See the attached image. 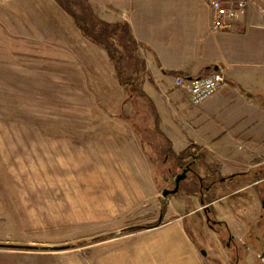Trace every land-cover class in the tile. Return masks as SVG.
<instances>
[{
    "label": "rangeland",
    "instance_id": "obj_1",
    "mask_svg": "<svg viewBox=\"0 0 264 264\" xmlns=\"http://www.w3.org/2000/svg\"><path fill=\"white\" fill-rule=\"evenodd\" d=\"M84 2L86 14L105 20ZM115 45L126 55L119 66L128 90L139 79L141 52L129 56L127 47ZM108 59L54 0H0V264H168L163 255L177 248L178 234L164 224L171 212L196 206L188 201L181 208L178 201L199 183L187 173L175 194L162 196L185 158L177 160L155 140L149 145L145 103L134 117L118 113L127 92L112 77ZM192 166L204 185L217 178L197 161ZM224 185L196 203L231 191ZM252 203L244 212L247 236L229 244L225 229L216 243L203 209L181 220L199 252L210 255L207 264H216L215 257L224 264H264L258 257L264 198ZM251 241L257 248L245 246ZM210 242L217 247L208 250Z\"/></svg>",
    "mask_w": 264,
    "mask_h": 264
},
{
    "label": "crops",
    "instance_id": "obj_2",
    "mask_svg": "<svg viewBox=\"0 0 264 264\" xmlns=\"http://www.w3.org/2000/svg\"><path fill=\"white\" fill-rule=\"evenodd\" d=\"M209 1L90 0L106 21L127 23L135 51L141 52L139 79L128 90L119 83L108 59L112 77L119 89L127 92L118 104V113L126 117L129 112L134 117L144 113L139 105L145 103L144 114L151 122L146 125L149 145L155 140L160 143L158 148H168L176 155L190 147L206 173L215 172L217 180L226 177L202 194L212 192V188L216 191L224 183L226 189L231 188L203 205L196 203L201 198L199 189L179 199L181 208L188 201L196 206L171 212L172 217L164 224L165 230L179 236L177 248L171 253L164 251L168 264H207L210 256L201 255L181 226L185 215L191 217L207 206L218 215V224L210 228L217 234L216 243L223 242L219 236L222 229L233 241H240L247 236L245 221L252 202L259 204L264 198V187H258L264 184V0H248L245 12L226 31L211 30ZM218 1L231 6L236 0ZM214 66L223 74L224 84L200 104H190L186 85H175L174 77L180 73L186 77L184 81L198 78L214 70ZM141 127L136 125L134 129L141 131ZM151 166L149 159L148 174L154 180ZM222 200H226L225 204L217 206ZM244 212L248 214L245 216ZM216 243L210 242L208 250L216 248ZM249 244L257 248L254 241L245 246ZM258 257L264 261V247ZM218 258H214L216 264H224L222 257L221 262Z\"/></svg>",
    "mask_w": 264,
    "mask_h": 264
},
{
    "label": "trees",
    "instance_id": "obj_3",
    "mask_svg": "<svg viewBox=\"0 0 264 264\" xmlns=\"http://www.w3.org/2000/svg\"><path fill=\"white\" fill-rule=\"evenodd\" d=\"M54 1L71 16L73 22L75 23L83 37L87 38L92 43L102 47L106 51L110 61L113 63L114 72L119 82L121 84L127 82L126 80L122 79V73L120 72L121 68L119 66V62L121 61V59L125 58L126 55L119 53L115 45V43L117 42L124 48L127 47V51L130 52L129 56H132L135 48L133 46L132 35L130 34L127 23H109L98 18L97 16L92 14V12H87V16L86 5H83L85 4V0ZM176 77H180L182 79L186 78L183 77L180 73H177ZM171 155H173L177 160H181L186 157L194 158V156H196L193 153H189V148L177 155L173 153H171Z\"/></svg>",
    "mask_w": 264,
    "mask_h": 264
},
{
    "label": "built area",
    "instance_id": "obj_4",
    "mask_svg": "<svg viewBox=\"0 0 264 264\" xmlns=\"http://www.w3.org/2000/svg\"><path fill=\"white\" fill-rule=\"evenodd\" d=\"M248 0H236L234 5L225 6L218 0H210L211 30L226 31L231 22L245 12ZM225 82L223 74L219 70H212L208 74L184 81L180 77H174L175 85H186L188 101L192 105L200 104L204 99L217 91Z\"/></svg>",
    "mask_w": 264,
    "mask_h": 264
},
{
    "label": "water",
    "instance_id": "obj_5",
    "mask_svg": "<svg viewBox=\"0 0 264 264\" xmlns=\"http://www.w3.org/2000/svg\"><path fill=\"white\" fill-rule=\"evenodd\" d=\"M217 67L216 66H214L213 67V69L215 70ZM188 80L189 79H191V78H187ZM187 173H191L192 175H194L196 178H197V181H198V183L199 184H201V181L203 180V178L202 177H200L199 175H197V173L191 168V166H190V164L188 163V164H186L182 169H181V171L179 172V173H177L176 175H175V177H174V180H173V182H174V185H173V187L172 188H170V189H168V188H164L163 190H162V196L163 197H167L168 195H172V194H175L177 191H178V189H179V183H180V181H182L185 177H186V175H187ZM225 178H221L220 180H224ZM203 200L201 199L200 200V204L201 205H203ZM207 208L208 207H203V211H204V213L206 212V210H207ZM208 219H209V217H207L206 216V220L208 221ZM214 222H216V221H214ZM218 223V222H217ZM231 235H229L228 236V242H227V244H229V241L231 240ZM10 246V245H9ZM24 247H29V246H24ZM65 246H45L44 248L45 249H51V250H58V249H61V248H64ZM200 253L202 254V255H205V252L204 251H200Z\"/></svg>",
    "mask_w": 264,
    "mask_h": 264
},
{
    "label": "flooded vegetation",
    "instance_id": "obj_6",
    "mask_svg": "<svg viewBox=\"0 0 264 264\" xmlns=\"http://www.w3.org/2000/svg\"><path fill=\"white\" fill-rule=\"evenodd\" d=\"M196 161V160H195ZM190 164V166H191V168L193 169V164H194V161L193 160H189L188 162H186V163H183V164H180L179 165V167H180V169H182L186 164ZM194 170V169H193ZM181 171V170H180ZM179 171V172H180ZM178 172V173H179ZM177 174V173H176ZM175 174V175H176ZM175 175H173V180H174V177H175ZM222 178V177H221ZM220 178V179H221ZM220 179H218L219 181H223V180H220ZM215 181H216V179L215 180H211L210 181V183L209 184H207V185H204V182L203 181H201V184H199V193L200 194H202V193H204V191H208V190H210L211 189V187H212V185L215 183ZM173 185H174V182H173ZM173 185L171 186V187H169V189L170 188H172L173 187ZM201 196V195H200ZM203 201H205V200H203ZM205 207H207V206H205ZM202 211V215L204 216V220L206 221V223H207V225L210 227V228H212L215 224H218L217 222L218 221H216V220H214V219H212V217L210 216V209H209V207L207 208V210H206V212L204 213V211L203 210H201ZM206 216L207 217H209V219H208V221L206 220ZM214 221H216V222H214ZM232 239V238H231ZM260 256V255H259Z\"/></svg>",
    "mask_w": 264,
    "mask_h": 264
}]
</instances>
